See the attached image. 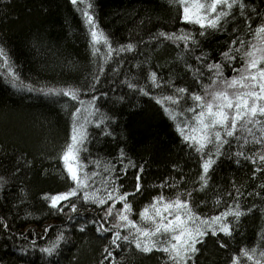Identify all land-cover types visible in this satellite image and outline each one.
<instances>
[{
    "label": "trees",
    "instance_id": "1",
    "mask_svg": "<svg viewBox=\"0 0 264 264\" xmlns=\"http://www.w3.org/2000/svg\"><path fill=\"white\" fill-rule=\"evenodd\" d=\"M245 2L255 3L264 11V0ZM85 12L95 18L114 48L131 43L136 50L113 53L106 61L107 49L101 44L99 52L93 55ZM257 23L258 19L253 18V28ZM235 24L246 41L255 42L238 14ZM232 29L233 24H229L226 32H210L207 38L197 35L200 46L193 53L183 44L177 47L173 41L154 39L160 31L178 34L180 30L194 34L200 31L198 25L182 22L180 6L171 4L170 0H78L76 5L71 0H0V47L5 49L8 58L7 65L0 58V178L4 182L0 189V218H5L9 225L7 231L0 227V264H47L48 258L38 249L53 244L60 231L64 232L66 241L61 242L55 264H100L101 260L111 264V258L105 259L107 254L103 253L109 243L106 237L111 233L101 237L90 223L84 232L78 230L81 223L102 214V209L85 205L74 197L78 212L73 214L76 219L69 221L67 215L55 213L41 198L45 193H61L72 187L58 157L69 138L72 123L69 113L79 105L67 97L29 92V85L34 88L80 86L86 82V77L90 81L93 74H100L97 91L81 95L86 103L80 122L88 121L86 127L91 139L82 158H87L89 172L100 173L95 181L97 186L108 175L107 165H116L117 172L129 161L137 167L143 165L142 192L135 198L129 197L133 206L131 218L138 223H142L139 212L161 193L159 185L165 181L178 185L163 189L167 199L192 191V209L200 216L219 214L235 203L242 209L253 204L264 208V188H258L264 183V172L253 179V166L244 160L237 166L233 162L235 157L233 160L222 157L210 173L208 188L203 192L193 191L199 188V156L182 142L176 130V125L183 126L192 114L182 111L172 120L164 111L168 102L157 104L155 99L132 91L124 83L126 80L138 83L162 101L164 96L174 94L173 87L199 92L193 75L185 68V61L194 69L199 67L204 74L203 82L208 83L211 73L194 56L203 51L208 54V63H220L221 53L228 50L234 38ZM180 56L184 61L178 59ZM232 66H239V60ZM10 70L19 76L18 88L8 83ZM150 71H156L165 82L171 81L172 87L153 88L147 79ZM224 75L228 78L233 75L227 64ZM101 92L108 95L96 101V105L102 113L112 117L106 128L111 136L95 128L93 118L88 115L87 101ZM65 105H68L67 110ZM190 105V101L187 104L182 101L180 107L186 109ZM242 143L243 140H233L232 152ZM121 148L125 152L123 164L118 160ZM259 148L249 143L242 150L252 155ZM136 174L137 169L129 166L127 175H122L119 181L122 191L134 190ZM237 188L242 193L238 201L234 199ZM228 191L233 195H223ZM257 191L259 196L248 195ZM218 197H222L219 206L215 204ZM180 198L187 197L181 195ZM112 222L110 217L105 227ZM46 228L49 231L45 232ZM122 234H126V230H122ZM262 234L264 213L257 209L240 218L234 238L220 235L227 249L220 248L216 238H207L197 264H229L231 256L238 254L239 249L251 248L258 242L264 246ZM22 250L27 254L22 255ZM113 256L114 264H165L166 261L163 253L139 254L134 246L122 245ZM241 264L247 262L242 258Z\"/></svg>",
    "mask_w": 264,
    "mask_h": 264
},
{
    "label": "snow or ice",
    "instance_id": "2",
    "mask_svg": "<svg viewBox=\"0 0 264 264\" xmlns=\"http://www.w3.org/2000/svg\"><path fill=\"white\" fill-rule=\"evenodd\" d=\"M71 3L76 5L78 0H71ZM170 3L180 6L182 22L198 25L200 31L196 34L184 30H180L179 34L160 31L155 34L154 39L161 42L173 41L177 47L183 44L188 52L194 53L195 49L200 46L197 35L207 38L210 32H226L227 26L233 24L234 38L228 50L221 53L220 63H208V54L203 51L200 55L194 56V59L211 73L207 77L208 83L203 82L204 74L199 67L194 69L185 61V68L193 75L195 85L200 89L199 92H190L187 87H173L174 94L164 96L162 101L152 96L150 90L139 86L138 83L127 80L124 83L132 91L155 99L157 104L168 102L164 111L172 120H176L182 111L192 114L190 119L185 120L183 126L177 124L176 130L182 142L199 156L201 167L199 188L193 191L203 192L208 188L211 180L210 173L214 172V166L222 157L227 160H233L235 157L233 162L237 166H241V160L249 162L253 166L252 178L255 179L257 174L264 172V11L258 9L255 3L250 5L245 0H170ZM88 7L91 8V5L89 4ZM237 14L243 18L244 29L247 30V34L253 35L255 42L246 41L240 35L241 29L235 24ZM84 15L89 26L93 55L99 52L98 46L101 44L107 49L106 61L113 53L136 50L131 43L114 48L109 38L99 29L95 18L88 12ZM253 18L258 19L255 28L252 26ZM0 58L7 65L8 58L3 47H0ZM178 59L184 61L183 56ZM237 60H239V66L233 67V63ZM225 64L232 69L233 75L230 78L224 75ZM10 67L9 65V69ZM147 79L153 88L172 87V82L163 81L156 71H150ZM85 81L80 86L67 88L27 86L29 92L37 91L45 96L67 97L79 105L69 113L72 121L69 138L58 157L64 173L72 182V187L61 193H45L41 198L55 213L67 215L69 221H74L76 217L73 214L78 212L77 202L72 200L74 197L82 200L85 205L91 204L97 209H102V214L98 213L96 218L81 223L78 230L84 232L90 223L101 237H105L106 233H111L110 237H106L109 241L108 246L103 249V253L107 254L105 259L111 258V264L115 262L113 252L120 249L122 245L128 248L134 246L137 253L144 255L153 252L163 253L166 256L165 264H197V258L207 238H216L219 247L227 249L228 245L220 239L221 234L224 237L234 238V232L239 227L241 217L257 209L264 213V208L258 205L253 204L247 209H242L239 203H235L234 207L229 205L219 214L200 216L192 209V191L186 194L177 193L175 199H167L163 194V189L165 187L176 188L178 185L175 182L165 181L159 185L161 193L154 196L150 205L145 206L139 212L142 223L133 220L131 218L133 206L129 197L135 198L138 193L142 192L140 180L144 172L143 165L137 167L129 161V164L120 168L119 172H117L116 165H107L105 172L108 175L103 178V183L97 186L95 181L100 173L89 172L88 164L85 163L87 158H82V153L87 152V145L91 143V139L86 127L88 121L80 122L86 103L81 99V95L97 91L100 74H93L90 81L86 77ZM8 83L14 88H18L20 83L19 76L11 70ZM107 95V92H101L99 96L92 95L87 101V110L89 117L93 118L94 127L100 129L103 135L111 136L112 133L106 131V128L112 117L107 113H102L96 105V101ZM119 99L122 100L123 97ZM182 101L185 104L190 101L191 105L183 109L180 107ZM67 108L68 105H65V110ZM238 132L241 133L240 136L237 135ZM248 137H251V140ZM233 140L237 142L243 140V143L239 144V149L234 153L232 152ZM249 143L260 146L259 150L252 155H247L242 150ZM124 159L125 152L121 148L118 160L123 164ZM129 166L137 169L132 192L122 191V185L119 183L122 175H127ZM3 187L4 182L0 178V189ZM258 188H264V183L259 184ZM181 195H186L187 198L181 199ZM223 195L232 196L233 194L228 191ZM240 195L242 193L237 188L234 199L238 201ZM248 195L259 196L260 193L257 191L248 193ZM221 199L222 197H218L215 200L217 206L220 205ZM117 204L121 207L117 208ZM105 205L108 207L104 208ZM110 217L113 222L105 227V222ZM229 217H232L231 221ZM0 227L5 231L8 230L9 225L5 218H0ZM122 230H126V234H122ZM47 231L49 229L46 228L45 232ZM261 240H264V234L261 235ZM65 241V234L60 231L53 244L48 247H39L38 251L48 258L47 264H55V258L60 254L61 242ZM26 254L22 250V255ZM242 258L247 264H264V246L258 242L251 248L239 249L238 254L231 256L229 264H241ZM100 264H104V260H101Z\"/></svg>",
    "mask_w": 264,
    "mask_h": 264
}]
</instances>
